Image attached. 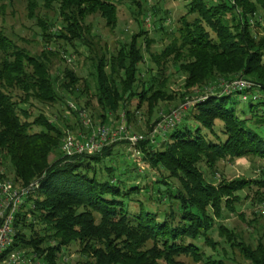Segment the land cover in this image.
Listing matches in <instances>:
<instances>
[{
  "label": "trees",
  "instance_id": "obj_1",
  "mask_svg": "<svg viewBox=\"0 0 264 264\" xmlns=\"http://www.w3.org/2000/svg\"><path fill=\"white\" fill-rule=\"evenodd\" d=\"M123 1L131 13L129 6L136 7L132 16L138 30L113 51L99 42L88 18L99 16L113 29L117 3ZM51 2L42 0L46 8ZM186 4V12L177 17L178 37L159 52L151 49L156 41L145 23H158L154 27L160 31L166 20L157 18L156 8L147 9L141 0H57V21L30 11L45 41L54 36L72 53L88 52L84 59L94 68L88 74L95 82L94 108L88 98V76H79L68 66L52 75L45 57L34 56L0 35V168L18 186L38 182L15 217L12 248L33 251L43 264H79L70 259V248L84 257L83 264H186L178 260L180 256L199 264H227L225 252L223 257H212L202 249L217 246L211 236L217 231L249 264H264V247L233 241L237 236L231 237L218 222L224 211H234L241 201L236 191L252 187L254 180L222 179L216 184L208 180L221 160L247 154L264 157V34L252 27L260 26V16L254 22L249 17L264 13V0ZM169 62L185 74L186 88L218 77H240L251 85L242 92L203 94L161 138L138 142L139 156H133L123 170L109 158L123 156L115 145L127 141L67 157L59 152L60 137L65 129L79 125L67 118L76 112L66 107L59 122L42 113L29 121L30 112L18 106L28 98L52 105L67 95L80 109L91 106L100 124L110 123L120 112L127 123H148L152 108L177 96L166 90V78L160 76ZM14 88L22 95L15 98ZM240 102L241 107L236 106ZM138 111L141 117L135 119ZM142 164L152 174L149 182L145 171L138 170ZM256 182L264 188V179Z\"/></svg>",
  "mask_w": 264,
  "mask_h": 264
},
{
  "label": "rangeland",
  "instance_id": "obj_2",
  "mask_svg": "<svg viewBox=\"0 0 264 264\" xmlns=\"http://www.w3.org/2000/svg\"><path fill=\"white\" fill-rule=\"evenodd\" d=\"M129 1V0H127ZM143 1V6L155 7L156 13L158 17L164 18L165 21V30L157 31L155 29L158 26H152L150 20H147L145 26L149 28V34L155 39V43L152 44L151 49L159 52L163 48V46L167 45L172 38H177L178 33L175 31L178 28L177 17L184 14L187 9L188 0H141ZM47 6L49 5L46 1ZM128 2H118L117 3V23L113 29L106 27L101 21L102 19L99 16H91L88 19L91 21L93 25L94 33L99 35V42L105 44L109 50L115 51L119 48L121 43L127 42L129 40V36L131 32H135L138 30L137 22L133 20V12L136 13V7L130 5L129 7L132 10L130 12L129 8H127ZM57 8V0H53L51 2V6L49 8L45 7V4L42 3V0H0V35L3 36L6 40L10 41L12 44L16 46H20L27 50L29 53L33 54L37 57H45L47 59V63L49 62L50 70L52 75H59L61 70L68 66L72 68L76 74L79 76L87 77L89 72H94V68L91 65V61L85 60V56H88V52L84 49L79 54L72 53V49L68 48L65 44L61 46L63 42H58L57 38L53 36L51 40L45 41V38L39 36L41 33L40 28L35 24L36 17L33 16H41L44 20L49 21H57L56 17V9ZM33 11V16H31L30 11ZM250 19L255 20L258 16H260V26H252L255 27L258 34H264V13H250ZM191 19L192 17H188ZM57 25L59 24L56 22ZM52 31H55L54 29ZM168 31V34L166 32ZM171 32V33H170ZM143 38L140 37L139 43L141 46H144ZM64 48L67 50L66 53L62 51ZM83 49V48H82ZM9 50V49H7ZM57 51L61 52L57 54ZM55 52V53H53ZM41 54V56H40ZM57 54V55H56ZM59 54L61 58H59ZM147 56V52L145 53ZM147 59V57H145ZM65 60V61H64ZM42 62V61H41ZM155 68V64H151ZM178 66V65H177ZM172 66L171 63H167L164 70L161 71L160 76L166 78V90L171 92H176V98L170 101H160L154 108H152V112L150 114V119L148 123H135L128 122V125L132 128L133 131L137 133H141L145 135L149 132L152 125L155 123L156 119L159 117L161 112L167 111L169 108L177 106L181 103H185L186 105L191 104L194 100L199 99L203 94L212 93L215 90H221V85H224L223 82L232 80L228 78L218 77L216 79L210 80L208 83H204L201 86H195L191 88H186L184 86V77L185 74L178 69L179 67ZM140 68H143L142 64H139ZM29 68L27 67V70ZM142 70V71H143ZM145 72V71H144ZM148 73L145 75L147 77ZM236 79V78H233ZM243 79V78H237ZM89 86L88 97L91 100V105L94 108L96 106V101L93 99L94 92V80L93 77L88 76ZM246 80V79H244ZM247 81V80H246ZM226 84V83H225ZM251 85V84H250ZM17 87V86H16ZM248 87L243 88L241 91L246 90ZM22 90L18 88L11 89V93L17 94L14 97L17 98L22 95ZM64 97L61 99L62 102H58L52 105H48L46 103H42L37 101L35 98H28L26 103H21L18 106L22 108H26L28 112H30V117L28 120H32L34 116L38 115V113H42L46 115L49 119L58 121L59 114H63L66 107H68V102H73L75 105L76 102L74 99H70L67 95H63ZM245 99L247 96H245ZM242 100H245L241 97ZM236 99L237 96H236ZM235 99V100H236ZM136 101H133V103ZM241 102L239 105L241 107ZM79 106V105H77ZM91 106L89 108L83 109L87 112L94 124L100 122L98 116L91 112ZM145 108V105L143 106ZM93 115H92V114ZM119 113L116 117H112L110 124H116L118 121ZM141 117L140 112H135V119ZM67 118L73 122H78L75 119V116L68 115ZM145 118V117H144ZM22 119H24L22 117ZM143 121V119H142ZM141 121V122H142ZM59 122V121H58ZM74 129L71 130L76 132L79 129V125H74ZM78 126V127H77ZM34 130H39V127L33 126ZM130 145L127 142H119L115 145V148L120 152L124 153L123 156H119L117 154H113L111 159L112 162L118 164V168L120 170L124 169V165L126 163H130L133 157L131 154L133 151L129 150ZM114 148V149H115ZM144 165V164H142ZM205 170L204 166L202 167ZM117 169V171L119 170ZM116 170V169H115ZM140 172L145 171V181L149 182L153 179L152 174L148 170V167L144 165L140 168L138 167ZM10 176V174H9ZM245 178L248 180H254L255 184L252 187H243L240 190L236 191V194L241 198V201L235 205L233 208L234 211H224L223 218L219 219L218 222L222 223L229 230L228 233H232V236H237L233 238V241H236L237 238L242 240L246 244H250V247L255 248V246L259 245L264 247V201L258 202L261 198L264 199V188H260L261 183H257L260 180L264 179V157H257L251 154L243 155L241 157H236L228 160H221L217 162L215 172L208 177V180L212 182V184H216L222 179L232 180ZM139 180V178H138ZM212 238L217 242V246L214 249L209 247H203L204 253L206 256L212 257H223V253H226L225 261L227 264H249V260L245 259L244 256L238 251L237 247L229 248L228 242L224 237L217 235V231H213L211 234ZM68 254L70 259L78 260L79 264H83L84 257L76 254L74 248H70L68 250ZM68 256V255H67ZM178 260L185 262L186 264H199L193 261V259L189 256H180Z\"/></svg>",
  "mask_w": 264,
  "mask_h": 264
},
{
  "label": "built area",
  "instance_id": "obj_3",
  "mask_svg": "<svg viewBox=\"0 0 264 264\" xmlns=\"http://www.w3.org/2000/svg\"><path fill=\"white\" fill-rule=\"evenodd\" d=\"M221 90L225 92L241 91L250 86V82L244 79H232L223 82ZM226 83V84H225ZM243 98L245 99L244 95ZM189 103H181L161 112L158 119L154 121L149 132L145 135L134 132L127 123L124 112L119 113L116 124H94L90 115L80 109L73 102H68V109L76 112L75 119L81 126L78 131L65 129L60 137V151L63 155L71 157L74 155L93 154L100 148L119 140H125L133 151L132 156H139L136 144L146 138L155 142L161 138L163 133L174 127L181 120L183 112ZM38 182H31L27 186H18L4 174L0 168V264H43L41 258L31 251L12 248L14 240L15 217L20 212L22 204L26 202L28 196L36 190Z\"/></svg>",
  "mask_w": 264,
  "mask_h": 264
}]
</instances>
